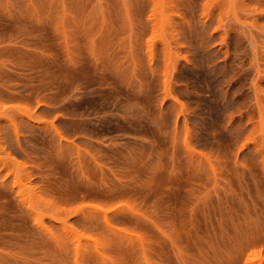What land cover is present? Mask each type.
Masks as SVG:
<instances>
[{
    "label": "rangeland",
    "instance_id": "obj_1",
    "mask_svg": "<svg viewBox=\"0 0 264 264\" xmlns=\"http://www.w3.org/2000/svg\"><path fill=\"white\" fill-rule=\"evenodd\" d=\"M0 264H264V0H0Z\"/></svg>",
    "mask_w": 264,
    "mask_h": 264
}]
</instances>
